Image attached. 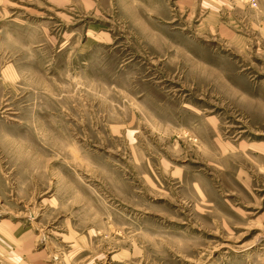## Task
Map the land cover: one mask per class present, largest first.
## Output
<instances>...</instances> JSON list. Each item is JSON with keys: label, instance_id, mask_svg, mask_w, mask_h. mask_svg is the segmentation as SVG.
<instances>
[{"label": "rangeland", "instance_id": "obj_1", "mask_svg": "<svg viewBox=\"0 0 264 264\" xmlns=\"http://www.w3.org/2000/svg\"><path fill=\"white\" fill-rule=\"evenodd\" d=\"M0 0V264H264V0Z\"/></svg>", "mask_w": 264, "mask_h": 264}, {"label": "built area", "instance_id": "obj_2", "mask_svg": "<svg viewBox=\"0 0 264 264\" xmlns=\"http://www.w3.org/2000/svg\"><path fill=\"white\" fill-rule=\"evenodd\" d=\"M251 2L255 5L256 4V1L255 0H251Z\"/></svg>", "mask_w": 264, "mask_h": 264}]
</instances>
